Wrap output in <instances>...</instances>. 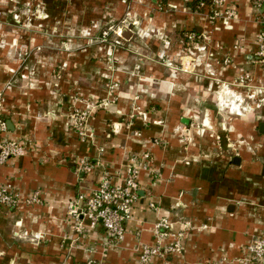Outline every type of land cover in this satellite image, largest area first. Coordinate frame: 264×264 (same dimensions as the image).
<instances>
[{
	"label": "crops",
	"instance_id": "crops-1",
	"mask_svg": "<svg viewBox=\"0 0 264 264\" xmlns=\"http://www.w3.org/2000/svg\"><path fill=\"white\" fill-rule=\"evenodd\" d=\"M5 1L0 9L16 16ZM15 2H25L18 8L38 21L22 38L12 34L0 44L4 136L25 147L0 165V183L13 184L22 199L15 208L0 204V264H141V246L156 244L155 224L165 215L174 231L186 230L182 253L148 264H212L223 256L226 264H255L240 257L264 235V105L232 114L218 109L213 96L218 80L243 72L264 85V65L254 55L264 0H227L236 9L228 24L214 16V0L196 8L193 0ZM190 32L198 36L192 42ZM21 48L28 52L13 57ZM190 50L200 61L194 71L180 69ZM111 80L120 83L118 98L106 105ZM75 106H96L92 140L70 125ZM146 151L160 176L141 170L123 239L101 227L77 233L68 201L91 193L105 173L121 184L128 164L144 165L132 156ZM80 158L90 171H79ZM35 190L41 200L27 204Z\"/></svg>",
	"mask_w": 264,
	"mask_h": 264
},
{
	"label": "built area",
	"instance_id": "built-area-1",
	"mask_svg": "<svg viewBox=\"0 0 264 264\" xmlns=\"http://www.w3.org/2000/svg\"><path fill=\"white\" fill-rule=\"evenodd\" d=\"M227 0H214L213 4L218 8L215 10V16L224 17V23L228 24L229 19L234 17L236 9L227 8ZM262 1V0H261ZM259 5H262L261 2ZM224 8V9H222ZM264 18V16H263ZM121 35V30L117 32ZM108 31L104 33L107 35ZM198 36L194 32L187 34V40L192 42ZM199 46L195 47V50ZM255 59L258 63L264 65V32L258 35L257 49L255 50ZM186 57L188 60L182 61L180 69L194 71L196 64L200 61V56L191 50ZM211 72V64H206ZM178 69V67H177ZM210 74L214 75L213 72ZM218 87L215 91L218 109L232 114H238L239 110L247 112L254 107L264 105V85L256 84L250 72H243L231 82L218 80ZM234 86L248 87L249 93L242 94L231 89ZM120 83L112 81L109 86V97L106 105L113 103L118 98ZM96 106L77 107L75 106L70 114V125L77 132L82 140H92L95 136V130L89 125L91 112ZM137 115H145L141 106H136ZM133 114L131 116H134ZM114 129H118L114 125ZM8 130L7 120L4 115V107L0 102V165L8 163L12 158L21 156L25 152V147L16 139L6 138L4 135ZM220 138V137H219ZM132 159L144 161V165L128 164L123 172L121 184L113 183L111 174L105 173L99 182V185L89 194L81 193L68 201L67 214L75 221L77 233H83L86 226L91 229L101 227L108 236L121 241L125 235L126 223L132 218L134 202L138 197L140 188V172L142 169L153 171L160 176V171L155 169L149 163L151 153L146 151L143 154L133 155ZM80 172H88L92 165L86 158H80L77 163ZM40 190H35L27 197V204L39 202ZM22 199L17 188L10 182L0 183V204L8 208L20 206ZM154 206V204H151ZM186 230L176 232L173 230V222L170 216L161 217L155 224L156 244H143L139 261L141 264H148L155 256L167 257L169 255H181L183 249V240L186 236ZM243 262L257 263L264 262V235L255 237L243 248V255L240 257ZM227 256L222 260L214 261L212 264H226Z\"/></svg>",
	"mask_w": 264,
	"mask_h": 264
},
{
	"label": "rangeland",
	"instance_id": "rangeland-1",
	"mask_svg": "<svg viewBox=\"0 0 264 264\" xmlns=\"http://www.w3.org/2000/svg\"><path fill=\"white\" fill-rule=\"evenodd\" d=\"M11 5H14V9L16 10V12H18V14L15 16L12 13H8L6 10H1L0 9V44L4 45L6 40H8V38H10V35H14V37L16 38H22V36H24V33H26L24 31V28H31V27H35L34 23L36 21H38V17L35 16L34 13H31L29 11H24L23 7L22 9H19L18 7L20 6H24L26 3L25 2H20V3H16L15 0H11ZM7 2L5 0H0V8H4L6 6ZM8 6V5H7ZM24 12H23V11ZM215 16V13H214ZM27 26V27H26ZM130 33H132L130 31ZM139 36V33L136 32ZM150 32L148 31H144L142 32L143 36H146V34L149 35ZM134 34V33H132ZM28 49L26 48H21L18 50H15L16 53H14L13 55H8L9 58H11L12 56L15 57L17 56H23L25 54V52ZM28 52V51H27ZM11 56V57H10ZM12 59V58H11ZM2 64V62H1ZM23 68H16V75L19 74V72L22 70ZM114 82L115 80H111V82ZM111 82H109V86L111 84ZM118 82V81H117ZM7 85L4 86V88H6ZM4 88H0V102H2L3 107L5 106V101H6V95H5V89ZM109 88V87H108ZM215 97V98H214ZM214 100H217L216 94L213 96ZM225 137V135H224ZM228 137L226 136V139ZM228 142L230 141V138L227 139Z\"/></svg>",
	"mask_w": 264,
	"mask_h": 264
},
{
	"label": "trees",
	"instance_id": "trees-1",
	"mask_svg": "<svg viewBox=\"0 0 264 264\" xmlns=\"http://www.w3.org/2000/svg\"><path fill=\"white\" fill-rule=\"evenodd\" d=\"M204 0H193V7L196 8L197 5H199L201 2H203Z\"/></svg>",
	"mask_w": 264,
	"mask_h": 264
},
{
	"label": "water",
	"instance_id": "water-1",
	"mask_svg": "<svg viewBox=\"0 0 264 264\" xmlns=\"http://www.w3.org/2000/svg\"><path fill=\"white\" fill-rule=\"evenodd\" d=\"M260 129H261V131H264V122L261 123Z\"/></svg>",
	"mask_w": 264,
	"mask_h": 264
}]
</instances>
